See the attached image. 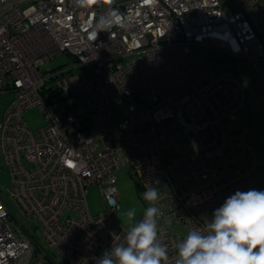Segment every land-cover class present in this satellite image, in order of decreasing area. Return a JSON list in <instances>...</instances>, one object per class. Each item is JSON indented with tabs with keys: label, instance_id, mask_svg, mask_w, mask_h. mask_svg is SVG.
Segmentation results:
<instances>
[{
	"label": "built area",
	"instance_id": "built-area-1",
	"mask_svg": "<svg viewBox=\"0 0 264 264\" xmlns=\"http://www.w3.org/2000/svg\"><path fill=\"white\" fill-rule=\"evenodd\" d=\"M109 7L119 9L124 25L93 39ZM262 37L264 0H96L88 7L76 0H0V96H10L0 120L7 194L36 220L52 255L64 264H96L124 242L115 175L124 165L143 201L145 184L160 193L158 238L169 264L177 243L206 226L227 198L261 191L256 171L264 155L249 127H237L246 88L232 61L258 66ZM192 46L213 51V65L193 56ZM63 52L71 65L45 66ZM262 75L261 69L264 99ZM76 94L87 104L85 119L67 103ZM60 100L66 105L56 106ZM34 106L45 118L37 129L24 119ZM118 106L126 109L122 117ZM213 158L218 165H210ZM92 182L105 204L96 214L86 201ZM33 253L0 191V264H44L32 262Z\"/></svg>",
	"mask_w": 264,
	"mask_h": 264
},
{
	"label": "clouds",
	"instance_id": "clouds-1",
	"mask_svg": "<svg viewBox=\"0 0 264 264\" xmlns=\"http://www.w3.org/2000/svg\"><path fill=\"white\" fill-rule=\"evenodd\" d=\"M96 0H76L88 7ZM115 0H108L111 5ZM124 19L118 8L109 7L97 20L91 36L122 27ZM160 193L145 184L144 201L149 206L137 220L136 209L124 212L129 225L123 243L114 245L96 264H169L167 246L158 238L157 206ZM115 239H120L115 236ZM175 264H264V191H237L213 212L211 221L200 229H191L176 245Z\"/></svg>",
	"mask_w": 264,
	"mask_h": 264
},
{
	"label": "rangeland",
	"instance_id": "rangeland-1",
	"mask_svg": "<svg viewBox=\"0 0 264 264\" xmlns=\"http://www.w3.org/2000/svg\"><path fill=\"white\" fill-rule=\"evenodd\" d=\"M235 0H223V2L230 4ZM240 8L245 6L238 5ZM264 40V37H262ZM213 51L207 50L203 47L192 46L191 53L193 56H202L203 61L208 67L213 65V60L211 59V54ZM217 54L214 53V56ZM217 57V56H216ZM74 59L67 52H63L56 57L49 59L45 66H64L71 65ZM232 65L235 66V70L239 78L242 80L246 88V102L245 105L238 112L237 127L243 125L248 126L251 130L250 141L258 150L261 155H264V99L260 95V78L261 69L264 71V61L259 62L258 66L252 61L246 59H235L232 61ZM264 76V75H262ZM10 100V96H9ZM4 96H0V120L2 119L5 109L9 103ZM68 104H73L77 109L80 117L82 119L88 116V107L85 99L80 95H72L67 98ZM65 101L60 100L56 103V106H65ZM126 113V109L122 106H118L116 109V116L122 117ZM24 119L27 121L31 129H37L42 126L45 122V118L40 109L36 106L31 107L24 112ZM220 160L218 158H213L210 160V165H218ZM257 182L264 191V167H259L256 171ZM117 177L116 186L118 190V204L119 208L116 211V222L120 223L126 229L129 225L124 217V212L128 209L135 208L137 213V220L141 219L144 210L147 208L146 203L142 200L141 191L136 184V180L129 167L124 165L115 171ZM10 185V172L7 166L3 164L2 158L0 156V191L2 197L7 202L10 212L12 214V219L20 222L24 228L27 230V234L31 238L32 244L34 246V253L32 256V262L41 260L44 264H47L49 254L51 258L57 264H64V262L52 255L50 248L46 245L40 228L36 220L27 217L23 212L16 206L12 198L7 194L8 186ZM86 201L87 206L92 214L101 212L105 208L103 197L97 182H92L87 186ZM176 231H179L175 228Z\"/></svg>",
	"mask_w": 264,
	"mask_h": 264
},
{
	"label": "trees",
	"instance_id": "trees-1",
	"mask_svg": "<svg viewBox=\"0 0 264 264\" xmlns=\"http://www.w3.org/2000/svg\"><path fill=\"white\" fill-rule=\"evenodd\" d=\"M249 129H250V128H249ZM250 132H251V130H250ZM259 154H260V153H259ZM47 264H57V263L49 258Z\"/></svg>",
	"mask_w": 264,
	"mask_h": 264
},
{
	"label": "crops",
	"instance_id": "crops-1",
	"mask_svg": "<svg viewBox=\"0 0 264 264\" xmlns=\"http://www.w3.org/2000/svg\"><path fill=\"white\" fill-rule=\"evenodd\" d=\"M143 216V215H142ZM142 216H141V218H142Z\"/></svg>",
	"mask_w": 264,
	"mask_h": 264
}]
</instances>
